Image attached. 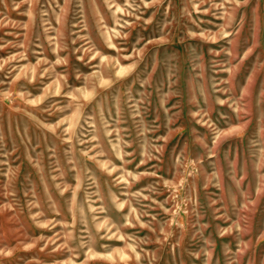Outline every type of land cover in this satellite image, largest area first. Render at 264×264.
<instances>
[{"label": "rangeland", "instance_id": "rangeland-1", "mask_svg": "<svg viewBox=\"0 0 264 264\" xmlns=\"http://www.w3.org/2000/svg\"><path fill=\"white\" fill-rule=\"evenodd\" d=\"M0 264H264V0H0Z\"/></svg>", "mask_w": 264, "mask_h": 264}]
</instances>
